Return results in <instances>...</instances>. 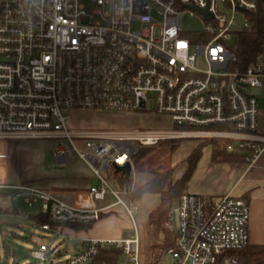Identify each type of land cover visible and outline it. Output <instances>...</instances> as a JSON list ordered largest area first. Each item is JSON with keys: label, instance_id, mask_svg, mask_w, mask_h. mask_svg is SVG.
<instances>
[{"label": "built area", "instance_id": "obj_1", "mask_svg": "<svg viewBox=\"0 0 264 264\" xmlns=\"http://www.w3.org/2000/svg\"><path fill=\"white\" fill-rule=\"evenodd\" d=\"M258 6L259 0H0V190L15 191L30 206L42 201L55 225L91 224L120 205L134 223L125 238L86 239L65 263L41 244L34 253L40 264L52 258L56 264H99L100 248L121 251L123 261L116 264H148L141 260L134 206L108 178L127 163L134 171L139 147L216 140L228 152L248 151L249 162L262 155L254 90L263 84L264 44L245 70L236 66L229 45L235 33L250 28L245 12ZM194 8L207 9L212 18ZM184 13L199 16L204 30L184 31ZM239 15L244 24L237 26ZM65 110L153 112L171 117L174 129H72ZM29 139L57 140L58 164L76 155L99 184L67 201L36 185L11 183V145ZM108 195L116 201L99 206ZM250 219L242 197L185 193L169 224L175 247L160 264H241Z\"/></svg>", "mask_w": 264, "mask_h": 264}, {"label": "rangeland", "instance_id": "obj_2", "mask_svg": "<svg viewBox=\"0 0 264 264\" xmlns=\"http://www.w3.org/2000/svg\"><path fill=\"white\" fill-rule=\"evenodd\" d=\"M243 24V16L239 15L236 19V25L240 26ZM182 25L184 31L187 32H202L204 30L203 22L199 16L192 17L189 13H184ZM235 44L236 38L233 35L229 45L234 46ZM64 113L68 116V124L72 129L91 131L133 128L174 129L171 117L156 115L153 112L127 114L117 112L100 113L90 110H65ZM116 115H120L123 118H116ZM187 140L200 141L198 139ZM206 147L211 150V145ZM57 148L58 141L55 139H29L13 143L11 145L9 165L11 183H27L42 188H52L54 185L58 186L60 184L74 185L78 180L91 185L99 184L98 178L94 176L91 169L76 155L73 156L71 162L62 165L58 164L55 157ZM172 161V157L170 159L167 158L166 162L162 161L159 165L157 163L155 167L159 166L161 168L164 162L170 164ZM133 172L134 186L143 185L152 178L147 167L143 168V170H136V167H134ZM117 189L123 192L120 188ZM15 194V191H7L8 199L0 200V207L5 209L0 211V264H40L34 258V253L40 249L41 244L49 245L51 256H56V260L62 263L73 258L81 250L80 237L78 239L65 230L72 229L70 226L63 225L59 227V233L58 231H44L42 227L33 223L31 217L44 212L42 201L30 206L25 198H15ZM122 197L126 202L130 203L125 195ZM114 201L116 199L108 195L105 201H98V205L105 206ZM101 217L111 219L112 226H115V228H118V225H123L125 227L124 230L129 231L134 227L132 218L123 205L110 210L101 215ZM134 218L136 219L141 239V260L143 262L151 261L152 244L160 242L163 235L157 232L148 221L145 222L142 218L138 219L136 212H134ZM95 222L91 224L93 225ZM74 241L78 243L74 245ZM170 259V256H167L166 262H169ZM120 261H123V259Z\"/></svg>", "mask_w": 264, "mask_h": 264}, {"label": "trees", "instance_id": "obj_3", "mask_svg": "<svg viewBox=\"0 0 264 264\" xmlns=\"http://www.w3.org/2000/svg\"><path fill=\"white\" fill-rule=\"evenodd\" d=\"M246 18L250 24L248 30L235 33L236 44L231 49L236 54V66L245 70L255 59L264 44V0H259V6L255 11L245 12ZM184 140H167L153 146H142L134 155L133 164L136 170L148 168L152 178L145 184L134 186L133 174L127 178L121 173H114V176H108L116 188H120L130 199L140 200L147 194L160 195V203L154 208L148 217V222L157 232L162 233L163 238L160 242L152 244V260L148 264H160L165 258L166 252L175 247L176 232L171 230L169 224L173 223L174 208L179 202L181 196L187 192V184L193 175L199 160L202 157L203 149L211 145L213 148L212 159L215 162H238L245 161L250 155L248 151L228 152L220 148V142L216 140L200 141L199 145L192 151L186 159L187 169L181 178L174 180L176 166L172 163L166 164V159L171 158L180 148ZM161 168L155 167L162 162ZM166 164V165H165ZM4 192H1V194ZM5 210L0 207V211ZM35 225L41 227L50 224L52 229L59 228L63 225L51 223L47 214L40 213L32 216ZM65 226H77L79 224H64ZM91 224H86L89 228ZM121 251L108 248H100L96 263L116 264ZM241 264H264V246L249 245L247 248L239 251Z\"/></svg>", "mask_w": 264, "mask_h": 264}, {"label": "crops", "instance_id": "obj_4", "mask_svg": "<svg viewBox=\"0 0 264 264\" xmlns=\"http://www.w3.org/2000/svg\"><path fill=\"white\" fill-rule=\"evenodd\" d=\"M256 95L259 106V134L264 136V79L260 91ZM115 117L123 118L120 115H116ZM199 143L200 141L184 140L180 148L174 153L172 156V165L176 166L173 176L174 180L182 177L187 169L186 159ZM207 150V147L203 149L202 157L187 184L186 193L198 194L210 198L232 195L246 199L251 211L250 245L264 246V152L255 162H249L247 160L238 162H215L212 159V146L211 150ZM6 177L10 180V176ZM90 186L94 185L78 180L74 185L60 184L58 186L54 185L52 188L43 189L53 191L58 197L71 201L76 191L87 189ZM7 191L0 190L1 201L8 199ZM1 192L4 193L1 194ZM125 197L134 206L137 218H142L145 222L148 221L149 213L159 205L161 200L158 194H147L140 200H132L126 193ZM68 226L72 229H65L66 232L74 235L78 239L80 237L81 249L86 239H122L132 231V229L125 231L123 225H118L119 227L115 228V226H112L111 219L102 217L89 228H86L85 224ZM77 243V241L73 242L74 245ZM121 259L122 255L119 256L118 262Z\"/></svg>", "mask_w": 264, "mask_h": 264}, {"label": "water", "instance_id": "obj_5", "mask_svg": "<svg viewBox=\"0 0 264 264\" xmlns=\"http://www.w3.org/2000/svg\"><path fill=\"white\" fill-rule=\"evenodd\" d=\"M194 9H197L199 12H201L202 14H204V16H205L206 19L212 18L211 13L208 12L207 9H198V8H194ZM259 91H260V89H255L254 90V93L255 94H258ZM115 171H116V173H121L122 175H124L127 178H129L132 175L133 166H132L131 163H127L125 166H116L115 167ZM176 221H177V225H178V212H176ZM89 263H91V262H89ZM89 263H86V264H89ZM48 264H56V263H54L53 258H52L49 261Z\"/></svg>", "mask_w": 264, "mask_h": 264}]
</instances>
